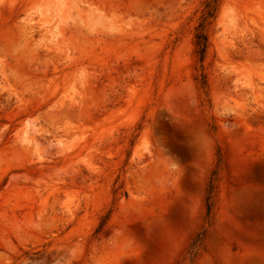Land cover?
Instances as JSON below:
<instances>
[{
  "label": "rangeland",
  "instance_id": "1",
  "mask_svg": "<svg viewBox=\"0 0 264 264\" xmlns=\"http://www.w3.org/2000/svg\"><path fill=\"white\" fill-rule=\"evenodd\" d=\"M0 264H264V0H0Z\"/></svg>",
  "mask_w": 264,
  "mask_h": 264
},
{
  "label": "trees",
  "instance_id": "2",
  "mask_svg": "<svg viewBox=\"0 0 264 264\" xmlns=\"http://www.w3.org/2000/svg\"><path fill=\"white\" fill-rule=\"evenodd\" d=\"M213 12H214V9L211 8L210 6L208 7L207 9V12L202 20V23L201 25L199 26V30H198V33L196 34V47H197V55L200 59L201 62H203L204 60V57H205V53H206V50H207V47H208V37L204 31L205 29V25L208 23L209 19L213 17ZM205 84V82L203 83ZM206 85V84H205ZM214 185L213 183L210 185V188H209V197L207 199L208 201V211L211 210V195L212 193L214 192Z\"/></svg>",
  "mask_w": 264,
  "mask_h": 264
}]
</instances>
